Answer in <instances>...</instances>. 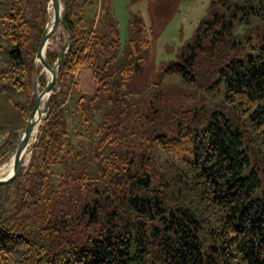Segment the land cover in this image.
<instances>
[{"label":"trees","instance_id":"trees-1","mask_svg":"<svg viewBox=\"0 0 264 264\" xmlns=\"http://www.w3.org/2000/svg\"><path fill=\"white\" fill-rule=\"evenodd\" d=\"M47 2L0 6V97L14 113L0 166L34 101ZM60 3L70 47L27 165L0 186V264H264V0H211L192 41L162 69L220 92V110L160 117L150 105L139 123L128 121L126 100L146 92L126 86L139 62L114 67L125 59L116 27L95 34L108 1L99 0L96 22L98 0ZM66 41L45 51L49 65ZM81 68L92 93L78 87Z\"/></svg>","mask_w":264,"mask_h":264},{"label":"rangeland","instance_id":"rangeland-1","mask_svg":"<svg viewBox=\"0 0 264 264\" xmlns=\"http://www.w3.org/2000/svg\"><path fill=\"white\" fill-rule=\"evenodd\" d=\"M6 1L0 0V6H3ZM104 1H108L106 14L96 26L95 34L99 33L101 24L102 28L110 24L116 27L120 44L118 57L119 60L122 57L125 59L121 63L120 61L118 64L116 62L114 67L120 69L123 64L129 66L139 62V71L130 76L126 86L129 89H146V92L139 97L129 96L127 99L125 96L121 97L133 105L131 115L128 117L130 123L133 122L132 116L137 123L142 122V116L146 113L144 111L145 106L149 107L150 105L160 117L177 109L202 110L207 115L220 110V92L193 87L182 82L178 75L170 71L162 73V69L174 61L182 48L192 41L198 24L208 17V7L211 0ZM101 11L102 8H99L98 0L96 14L99 17H101ZM65 38L63 29L59 27L54 37L51 38V45L48 49H55L58 43L63 45ZM131 41L137 45V53H134L136 47L132 45ZM137 57H140L141 60L136 61ZM78 87L87 93L94 91L91 75L84 68L78 72ZM40 89L38 86L37 91ZM104 98L109 97L105 96ZM15 101L13 100L14 103ZM13 116L12 107L6 105L0 97V144L6 137L4 131L11 126L7 122ZM152 117L153 113L149 115L150 119ZM23 119L24 113L17 115V125H21ZM23 129L24 126L16 131V135H20ZM35 136L36 133H33L28 149L35 141ZM27 155L29 157V153ZM94 165L92 160L86 162L85 172L87 175L93 171ZM59 171L60 169H53L52 174L59 173ZM52 180H55V176H52Z\"/></svg>","mask_w":264,"mask_h":264},{"label":"water","instance_id":"water-1","mask_svg":"<svg viewBox=\"0 0 264 264\" xmlns=\"http://www.w3.org/2000/svg\"><path fill=\"white\" fill-rule=\"evenodd\" d=\"M47 21L42 29L40 38L37 43L36 52L34 55L35 66L40 67V72L34 76L32 83V95L34 96V101L32 105L28 104V113L26 118V123L21 133L18 145L9 160H12V169L9 175L6 177H0V186L6 185L12 182L19 174V170L26 166L24 164V155L29 152V142L33 133L37 132L38 125L43 121L48 108V99L52 94V89L54 88L55 83L58 81L57 69L62 61L65 53L70 47V37L68 31L65 30L67 41L65 44L64 51L61 55L56 57L53 65H49L45 60V50L46 44L51 37L55 35L58 28H64L62 5L60 0H48L47 2ZM44 73L45 74V83L39 91L38 87V77ZM43 100V101H42ZM42 102V103H41ZM28 149V150H27ZM29 160V157L26 161V164ZM7 163V162H6ZM5 163V164H6ZM4 165V164H3ZM1 165V166H3ZM0 166V167H1Z\"/></svg>","mask_w":264,"mask_h":264},{"label":"bare ground","instance_id":"bare-ground-1","mask_svg":"<svg viewBox=\"0 0 264 264\" xmlns=\"http://www.w3.org/2000/svg\"><path fill=\"white\" fill-rule=\"evenodd\" d=\"M50 45H51V41L48 40V43L46 44L45 48H48ZM24 156H25L24 163H26L28 155L25 154ZM11 169H12V160H10L7 164L0 167V177H6L7 175H9L11 172Z\"/></svg>","mask_w":264,"mask_h":264},{"label":"built area","instance_id":"built-area-1","mask_svg":"<svg viewBox=\"0 0 264 264\" xmlns=\"http://www.w3.org/2000/svg\"><path fill=\"white\" fill-rule=\"evenodd\" d=\"M96 16H97V14H96ZM96 16H95V17H96Z\"/></svg>","mask_w":264,"mask_h":264}]
</instances>
